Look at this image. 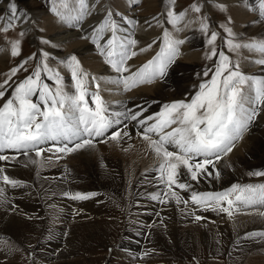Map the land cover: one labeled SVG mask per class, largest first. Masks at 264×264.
Masks as SVG:
<instances>
[{
	"label": "snow or ice",
	"instance_id": "6c2138e0",
	"mask_svg": "<svg viewBox=\"0 0 264 264\" xmlns=\"http://www.w3.org/2000/svg\"><path fill=\"white\" fill-rule=\"evenodd\" d=\"M191 7L200 13L199 5ZM248 8L257 12L258 18L252 23H264V0H249ZM93 10L102 15L82 38L90 40L106 64L118 74L114 83L123 84L124 90L128 91L137 84L151 83L167 76L179 55L180 45L185 43L183 39L174 38L167 28L162 32L159 52L139 69L130 72L126 62L136 55L132 49L138 41L126 34V30L122 32V26L134 23L131 18L114 11L110 5L106 6L104 0H52L50 8L61 21L72 27L81 26L86 16L94 15ZM161 15L163 20L158 19L157 23L175 27L185 18L186 13H176L169 8ZM26 20L27 14L19 12L16 3L9 0L6 14L0 15V21L4 22L0 32L6 36L16 26V22ZM221 27L227 34L224 41L227 47L233 51L244 48L260 53L262 58L254 62L264 67V40L235 43L237 34L225 25ZM208 28L209 25L202 21L200 30L207 32ZM19 35L23 36L24 33ZM217 37L218 33L211 31L207 41L213 45L207 58H219V63H215L213 68L203 71L205 78L211 73L210 79H204L189 100L165 104L159 113L153 115H145L147 108L143 105H136L135 110L128 108L123 112L111 111L100 95L97 78L89 77L83 71L74 54L60 61L70 70L73 81L71 89L74 91L68 89L58 71L48 66L46 61L50 54L47 51L40 52V62L34 70L23 79L14 80L19 72L28 73L26 65L30 60H36L37 56L33 54L25 58L19 65L12 67L0 82V162L15 160L16 155L4 154L13 152L29 157L33 164L42 167L50 163L52 157L37 160L32 159L31 154L42 158L46 152H52L57 154L56 159H60L63 154L93 147L96 138L107 137L119 141L130 135L126 121H132L140 128L138 135L149 141L150 148L161 161L156 169L159 173L156 180L164 186L165 191L149 194L151 200L162 204L175 202L185 207L191 203L193 211L190 214L197 221L204 217L195 215V210L219 211L231 216L234 207L264 204V183L232 184L216 192H197L193 187L194 183L198 184L201 180L213 176L219 178L220 171L216 169V163L223 154L232 151L234 142L264 113V77L257 78L243 73L238 63H233L224 50L215 46ZM43 42L49 43L47 40ZM10 54L12 57L20 55L19 39L12 42ZM48 73L51 75L47 78L54 81L55 90L42 79V74ZM89 83L94 90H89ZM37 93L39 98L34 102L33 97ZM89 97L94 106H89ZM153 136L157 138L153 139ZM49 141L53 145L45 149L43 146ZM167 146H174L176 150L170 151ZM249 175L264 177V171L250 172ZM4 186L16 189L23 185L8 176L5 168L0 167V201L6 202L7 188ZM177 189L189 191L190 196L187 199L181 197ZM61 195L72 200H86L97 193L63 192ZM162 196L167 199H162ZM9 206L13 209L17 207ZM253 236L264 237V232L245 234V238Z\"/></svg>",
	"mask_w": 264,
	"mask_h": 264
},
{
	"label": "bare ground",
	"instance_id": "6f19581e",
	"mask_svg": "<svg viewBox=\"0 0 264 264\" xmlns=\"http://www.w3.org/2000/svg\"><path fill=\"white\" fill-rule=\"evenodd\" d=\"M224 1H230L233 2V4L234 2H238L236 0ZM3 2L6 3L4 0ZM15 2H19L17 9L22 13H30L31 11L38 8V3L31 0H16ZM126 2L127 0H117L116 3L120 7H123ZM248 3L249 0H242L239 1L238 5H232L229 7L234 19L241 20V18L243 19L244 16H247L248 13L247 10H245V6ZM158 4H156V8H153V6L150 4L152 9L149 8L150 12L148 10L146 11L148 14H150V16L152 15V18L150 17L148 20H144V17L146 16H142L141 14L137 15V17L142 18L140 20L141 25H139L137 30V35L140 33L144 35L150 34V36L153 35V33H148L149 31H146L144 27H146L149 24V21L155 18L157 12H159L157 11L159 8L157 7L159 6ZM7 8L8 4L6 6V9ZM1 9L3 8L0 7V10ZM6 9L3 11L5 12ZM93 12L94 15L86 16L84 22L78 30L71 29V31H66V29L62 28L55 30L52 26L53 28H50L49 30H54L53 32L55 33H50V40L54 39L55 43L52 44L51 48L53 50L51 51L55 55H62V59L67 55L76 54L84 62L86 68L93 72L105 73L109 67L107 66L105 68L106 65L104 66L102 64L103 60L101 61L100 58L103 59V57L98 55V51L95 49L94 45L89 44L86 39L82 38V36L88 34L87 30L91 26H94L96 23H98L100 16L102 15V13H95V10H93ZM253 18L248 20L250 24L244 29L245 34L251 38H264V24L258 23L253 25L254 23L252 22L258 17L254 19ZM62 24L68 23L62 21L59 23V26ZM129 24L130 23H128V25ZM128 25L125 23L123 26L126 27ZM81 27L83 31L81 30ZM173 28L174 27L170 26L171 31ZM124 30L126 29H123V31ZM138 36H136L137 38L134 36V39L138 41L137 44L145 42L147 43L150 41L149 37L142 36V38ZM183 40H185L187 44L183 47L185 51L182 54V57L186 59L185 62L187 64L191 65L190 63L197 58V54L191 52L194 48H198L196 31L193 28L189 29L184 34ZM154 41L156 42V40ZM63 46H67L66 50L60 54L58 49ZM160 47L157 48L158 51L160 50ZM153 54L151 53L150 56ZM142 55L145 54L143 53ZM3 59L6 61L7 58L5 56L0 57V65L2 64V67L5 64L3 63ZM131 59L133 58L131 57L126 62V65L130 68V72L135 71L138 67H141L148 58L140 63H136L137 61L133 62V64ZM244 67L245 66L240 67L242 72L243 70H247ZM173 68L174 65L169 69L168 74L164 79H156L153 83L149 84L144 83L143 85L149 87H141L143 86L141 85L139 86L141 88L137 87L126 94L123 84H116V90L122 91V94H114V91V93L110 92L111 94L107 96V98L111 96L112 100L106 99V93L103 94V92H105L103 88V90L100 88V93L103 97H105L104 101L110 106L111 111L123 112L128 108L135 110L136 105H143L147 108L145 115L159 113L165 104L177 101L179 97L184 96L186 93H192V89L195 87L193 86L194 84L189 80V82L187 81L181 83L182 80H187L190 78H186L188 77V72L186 70L181 69L180 67H177L178 69L174 68V70ZM109 69L112 74L115 72L113 69ZM170 71H173L174 75L170 76ZM178 72H180L179 76H177ZM86 73H88L90 77H96L98 83L100 84L102 80H105L108 83L111 82L112 87L113 84L115 85L113 81L118 75L116 73L117 75L113 76L112 78L110 76L106 79H103L99 73ZM68 74L69 73H66L65 75ZM126 74L128 73H124L123 75ZM251 75L257 78H259V76H261L260 78L264 77V67L258 65L257 69L255 68ZM44 76L48 80L47 75ZM68 77L70 78V75ZM4 78L0 77V82ZM66 78L67 77H65V85L68 87V89H71L73 81H68ZM156 81L158 82L155 83ZM169 86L175 89L173 91H169ZM89 87H92L91 83H89ZM106 88H108V86H106ZM110 89L112 90V88ZM71 90L74 91V89ZM38 98L39 97L37 93L33 97L34 102L38 100ZM126 123L128 124L130 135L119 141L107 139L104 142H94L93 147L81 149L74 153L68 154V156L62 155L60 159H56L57 154L52 152H46L42 158H36L34 154H31V158L37 160H47L48 157H52L51 162L45 163L42 167L38 164H33L29 157L15 153H4L7 155H16L17 158L7 163L4 162V164L3 162H0V167L6 169V174L8 176L22 182L23 186L16 189L4 186L7 188L6 194L8 199L6 202L0 201V235L19 236V238L22 236L27 237L28 234H31L33 231L40 229L42 230V228L49 223L47 221L52 216L56 215L61 220L65 218L67 213H69V211H71L73 208H77L82 205L80 207H86L83 209V211H81V213L83 212L82 214L84 215H88L90 213L93 214V212L99 213V211L103 209H110V215H107L106 213H100V215H97L95 223H93V225L97 227L96 231L102 234L104 238L107 236V234L115 236L118 231L119 233L125 231L126 233H124V237L121 239L122 243L120 246L129 248V250H138L141 248L140 246L143 245L142 248L145 256H154V254H158L157 252L161 248L160 246H162V248L167 247L169 249H174L176 247L179 249L182 248L187 253L198 249H207L210 256H215L222 250H230L234 251L236 255H238L237 252H240L242 255L249 253V258L247 261L248 264H264L263 255H250V252L255 254L264 252V237L253 236L245 238L246 233L264 232V211H262V209L244 211L243 208L246 206H239L234 207L232 210L233 214L229 216L219 211L195 210V215L204 217V219L197 221L194 219V215L190 214L193 211V206L191 203H189L188 207H185L182 204L177 205L175 202L162 204L159 201L151 200L149 198V194L155 192L162 193L165 191L164 186L159 184L156 180V177L159 175L156 169L161 161L160 158L155 154L154 150L150 148L149 141L142 139L138 135L137 130L140 131L139 126L132 121H126ZM175 126L176 125H173V127ZM244 132V134L242 133L243 138L241 142L237 143L236 141L235 145L232 147V151L224 154L222 159L216 163V169L220 171L219 178L217 179L213 176L207 180H201L198 184L194 183V190L197 192H216L223 191L224 189L229 188L232 184L244 185L264 183V177L256 176L254 178V175H249L250 172L264 171V113H261L254 123L251 124ZM167 147L170 151L176 150L174 146ZM85 164L89 166H96L95 170L100 173L98 178L101 180L100 183L102 185L91 187L88 185V187L86 185V187L83 186L85 182L82 181L83 174L81 172L88 173V170L85 168ZM209 170L213 171L211 168ZM67 173V177L69 178L68 182L67 178H64ZM181 178L184 179L185 177ZM75 180L81 183L80 186L82 185V189L71 192L70 189L75 185ZM130 184H133L134 188L136 187L132 193L134 201L128 200L126 205L124 204L122 209H120L118 203H115L114 201L117 198L118 202L119 198H121L124 202L126 201V198L123 196L122 198L119 195L113 196L112 192L115 190L122 191L123 188L127 189L129 188ZM104 187L106 189H104ZM44 188L46 190H44L45 192H43ZM177 191L179 195L185 199L190 196L189 191L179 189H177ZM63 192H68L70 194H74L76 192L82 194L97 193V195L86 200H72L61 195ZM234 195L235 194H233L232 197L233 199ZM51 196L55 197L49 199ZM12 197L14 202L12 201ZM161 198L167 199L166 196H162ZM96 202H99V204L94 205ZM10 204L16 205L17 207L13 209L9 206ZM255 206L263 207L264 204H257ZM42 210L48 211H46V214H44L41 212ZM53 210L55 212H52ZM120 212L123 213L122 216L119 215ZM119 217H122V219ZM123 218L126 219H124V221H126V227L124 228V231L121 229V226L118 227L120 225L118 221H122ZM150 218L154 219L153 223H151L152 227L145 225V222H147ZM134 219L136 220L133 221ZM80 226V223H78L70 226L69 228L70 231L72 228L74 231H79ZM129 232H134L133 234L136 236H141V238L138 239V237L134 235L129 236ZM145 233H147L146 235L149 243L142 244L144 237L143 234L145 235ZM99 237H101V235ZM129 238L132 240L134 239V244L132 243L127 246L125 245V241H127ZM59 239H55V243L52 244L54 247L57 243H59ZM205 241L209 242L207 247L205 245ZM237 241L239 242L237 243ZM109 246L112 245H108V248L112 249ZM5 248H0V264H17L13 260V258L17 256V253H12ZM124 248H122V251L126 254L133 253L129 251L127 252V250H124ZM102 261H105V259L103 258ZM153 261H155V259ZM154 263L155 262H150L149 264Z\"/></svg>",
	"mask_w": 264,
	"mask_h": 264
},
{
	"label": "rangeland",
	"instance_id": "374dc122",
	"mask_svg": "<svg viewBox=\"0 0 264 264\" xmlns=\"http://www.w3.org/2000/svg\"><path fill=\"white\" fill-rule=\"evenodd\" d=\"M4 1H6V3L3 2V0H0V7L3 8L0 10V15L6 14V10H7L6 6H7V4H9V0H4ZM15 1L16 0H13L14 3H16ZM31 1L37 2L38 8L36 10L31 11L30 13L26 12L27 20L24 22H19V21L16 22V26L13 29H10L7 32L6 36L3 32H0V57L5 56L7 58L6 61H5V59H3L4 60L3 63H5L4 66L2 67V64L0 65L2 67V68L0 67V77L4 78V75L6 76V74L9 73V71L12 67L19 65L20 62L23 61L25 58L31 57L33 54H36V56H37L36 60H30L28 62V64L26 65V67L28 69V73L21 71L17 74L16 77H14V80L23 79L27 74H29L32 70H34L36 64L40 62V55H39L40 52L41 51H47L50 54L49 58H47V61H46L48 66L51 69H53L54 71H58L60 73V75L63 77L64 84H65V77H67L66 79H68V81L72 80L71 74H70L69 69H67L65 67V65L61 64V62H60L62 60L63 56L62 55H60V56L55 55L51 51V50H53L51 48L52 44L55 43V41H54V39L50 40V33L52 32L54 34L55 32H53L54 30L50 31L49 29L54 27L53 29H55V30H59L60 28H62V29H66V31H71V29L78 30L80 28V26L72 27L69 24H62L61 26H59V23L62 21L55 14H53L50 11V8L52 7V0H31ZM236 1H238V2H234V4H233V2H230V1L227 2L224 0L223 1H221V0H161V1L160 0H127V2L125 3V5L123 7H120L116 3L117 0H104V3L106 6L110 5L114 11H116L118 13H124L127 18H131V20L134 21V23H130L129 25H128V23H126L128 25L126 27L122 26V31H123V29H126V34L130 35L132 38H134V36L136 37L139 35L138 37H142L144 35L142 33L137 35L138 27H139V25H141L140 20L142 19V18L137 17V15L141 14L142 16L143 15L146 16V17H144V20L145 19L148 20V18H150V17L152 18V15L150 16V14H148V12H146V11L147 10L149 11V8H151V5L153 6V8H156V4L159 3L158 4L159 6H157V7H159L157 10L159 12H157V15H156L157 17L155 16L156 19L153 18L152 20L149 21V24L146 27H144L146 31H149L148 33H153V35L150 36V34H145L144 36L149 37L150 41H148L147 43L146 42L145 43H139V44L133 46L132 50L133 51L135 50L136 55L134 57H132L133 59H131L132 64H133V62H136V61H137L136 63H140V62L144 61L145 59L150 57L151 53L153 54L157 51V48L160 47V45L162 44L161 36H162V32L165 28H167L168 31L170 32V34L174 38H177V39H183L184 34L191 28H193L196 31L198 48H194L191 52L194 54H197V58L192 61L193 63L192 62L190 63L191 65H189L185 62L186 59L184 57H182V54L185 51L183 49V47L187 44V42L185 41L184 44L180 45L179 55L176 58V62L174 64V68L178 69L177 67H180L181 69H184L188 72V77H186V78L190 77L187 80H182L181 83L187 82L189 80V81H191V83L194 84L193 86H195L192 89V91H193L192 93H186V94H184V96L179 97V99H177V100H181V99L184 100V99H189L195 93V91L198 89V86L201 83V81H203L204 79H210L211 73H210L209 77L205 78V77H203V71L205 69L213 68L215 63H219L218 57H215L212 60L207 58L210 55V49L213 46V45H209L207 42L208 39H210L211 31H216L218 33L217 40L215 41V46L218 49L224 50L226 55H228L230 57V59L233 63L239 62L238 63L239 68L241 66L242 67L245 66L244 68H246L248 71L246 70L247 71L246 72L243 70V73H245L247 75H251V73L254 72L255 68L257 69L259 64L255 63L254 61L262 58L260 53L254 51V50L244 49V48L236 49L235 51H233L230 47H227L224 43V41L227 39V34L225 33V31L221 27V25H225L228 28H231L232 32L237 34V38L234 40L235 43L245 44V43H250L253 41L264 40V38H260V39L255 38V37L251 38V37L247 36L244 32V29L246 27H248L250 24V22H248V20H251L254 16H255L254 18L258 17V16H256L257 13L255 11L249 10L248 4L247 5L245 4L246 6L243 5V6H245V10H247V13H248L247 16H244V18L243 19L241 18V20L234 19V16L231 13L229 7L232 5L233 6L238 5L239 1H242V0H236ZM229 3H231V4H229ZM18 4H19V2L16 3L17 7H18ZM194 4L199 5L201 7L200 13H196L195 11L192 10L191 6ZM221 5H223L224 7L221 8L220 7ZM169 8L174 9V11L176 13H179L181 11H184L186 13L185 18L182 21H180L179 24L176 25V27L173 28L172 31H174V32H172L170 30L171 25L169 26L168 24L157 23L158 19L161 21L163 20V16L161 14L164 13ZM4 9H6L5 12L3 11ZM7 14L10 15V13H7ZM205 17L207 18L206 20H204ZM228 18H230V23H229ZM202 21L209 25L207 32H203L200 30ZM3 23H4L3 21H0V26H2ZM256 24H258V23H254L253 25H256ZM262 24H264V23H262ZM46 25H47V27H46ZM149 25H151V26H149ZM175 28L176 29L179 28L180 30L177 31ZM21 32L24 33L23 36L19 35V33H21ZM60 32H61V30H60ZM17 39L20 40V55H18L16 57H12L10 54L11 44L13 41H15ZM45 40H47L49 43H44L43 41H45ZM154 40H156L155 43H153ZM87 41L89 44H91V42L89 40H87ZM150 44H151V47H148V45H150ZM66 47L63 46V47H60V49H58L60 51V54H62L66 50ZM141 49H144V50L141 51ZM147 51H149V52H147ZM142 52L145 55H142L143 54ZM238 53H241V54H238ZM74 55H76V54H74ZM98 55L100 56L99 52H98ZM237 55H238V57H237ZM239 55H240V57H239ZM68 56L69 55L65 56L64 58H66ZM76 56L81 63L83 71L89 72L91 74H93V73L98 74L99 73V72H93L90 69L86 68V66H85L84 62L81 60V58L78 55H76ZM181 57H182V59H181ZM100 59H101V61L103 60L102 64L104 66L106 65L105 68L107 66L109 68H111L110 65L106 64L104 58L103 59L100 58ZM240 62H241V64H240ZM251 65H253V66H251ZM109 68L107 69V71L105 73L104 72L99 73L103 79H106L107 77H110V76L112 78L113 76L117 75L115 72L112 74V72L109 71L110 70ZM174 68H173V70H174ZM66 73H69V74L65 75ZM109 73H110V75H109ZM169 73H170V76L174 75L173 71H170ZM97 74H95V75H97ZM179 74H180V72H178L177 76H179ZM48 75H51V73H48L47 77H48ZM69 75H70V78L68 77ZM260 77L261 76H259V78ZM42 78L46 83H48L50 85V87L53 88V90L55 89L56 85H55L53 80L48 79L50 81L49 82L45 78L44 74H42ZM4 79H2V81ZM113 80H111V81H113ZM153 82H151V83H153ZM157 82L158 81H156L155 83H157ZM101 84L99 83L100 88H101V90L104 89L105 92H103V94L106 93L105 97L107 100H112L111 96L109 98H107V96H109L111 93L115 92L114 94H122V91L116 90L117 89L116 83H115V85L113 84V87H112L111 82L108 83L105 80H102ZM143 84L144 83L137 84L136 86L130 88V90L125 91V94L128 92H131L132 90L136 89L137 87H139ZM147 84H149V83H147ZM106 86H108V88H106ZM141 87H149V86L143 85ZM141 87H139V88H141ZM110 88H112V90ZM168 88H169L168 89L169 91H173L175 89L171 86H169ZM137 90H135V91H137ZM119 92H121V93H119ZM1 102L2 101H0V103ZM137 131L139 132V130H137ZM244 133L245 132H243V134ZM242 138H243V135L239 139L236 140L237 143L241 142ZM236 141L234 142V145H235ZM99 144H101V143H99ZM63 156H65V155H63ZM66 156H68V155H66ZM222 156H224V154ZM3 164H4V162H3ZM85 165H86L85 168H86V170H88L89 174L87 172H81L83 174L82 181L85 182L83 186L88 185L89 187H91V186L102 185L100 183L101 180H99V178H98L100 173L97 170H95L96 166H89L87 164H85ZM67 175H68V173L66 174V176H64V178L66 177L67 182H68L69 178L67 177ZM255 177L256 176H254V178ZM74 184L75 185L72 186L70 189L71 192L82 189V185L80 186L81 183H79L75 180ZM85 187H83V188H85ZM129 188H127L129 190H127L126 188H123L122 191L115 190L112 192L113 196L119 195L120 197L123 196L126 198V201H124V202L122 201L121 198H119L118 202H117V198L114 201L115 203H118V205L120 206V209H122V206L124 204L126 205V202L128 200L134 201V197H133L132 193L134 192V189L136 187L134 188L133 184H130ZM104 189H106V188L104 187ZM44 190H45V188L43 189V192L46 191V190L45 191ZM125 192L127 193V195ZM54 197L51 196L49 199H52ZM49 199H47V200H49ZM12 201L14 202L13 197H12ZM96 204H99V202L94 203V205H96ZM80 206H82V205H80ZM80 206L77 208H73V209L71 208L72 210L69 211V213H67V216L61 220L56 215L52 216L47 221L49 223L46 224L42 228V230L40 229V230L33 231L31 234H28L27 237L22 236L21 238H19V236L17 237V236H11V235H5V236L0 235V248L6 247L5 249H7L8 251H10L12 253H17V256L13 258V260L17 264H137V263L138 264H141V263L142 264H149L150 262H155L154 264H156V263L157 264H248L247 261L249 258V253H245L242 255L240 252H237L238 255H236V253L234 251H230V250H222L217 255H215V256L211 255L210 256L207 249L206 250L198 249V250L190 251L187 253L182 248L179 249L176 247L174 249H169L167 247L162 248V246H160L161 248L157 252L158 254H154V256H145V253H144L143 248H142L143 245H141L140 246L141 248H139L138 250H129V248H124V247L120 246V244L122 243L121 239L124 237V233H126L124 231V228L126 227V221H124L125 218H123V220H122L124 223L122 221H118L120 223V225L118 227L121 226V229L124 232L119 233V231H118L117 232L118 234L116 233L115 236H111L110 234H107V236L104 238L102 234H100V233H98V231H96L97 227H95L93 225V223H95L97 215H100V213L101 214L106 213L108 215L110 213V209H103V210H100L99 213L93 212V214L88 212L90 214L84 215V214H82L83 212L81 213V211H83V209H85L86 207H80ZM254 206H247V207L243 208V210L247 211V210H254V209H256V210L262 209V211H264L263 210L264 206L263 207L262 206H259V207L255 206L254 207ZM127 208H128V206H127ZM46 211H48V210H46ZM46 211L42 210L41 212L46 214ZM52 212H55V211L53 210ZM119 215L122 216L123 213L120 212ZM119 218L122 219V217H119ZM136 219H137V217H136ZM136 219H134L133 221H135ZM153 220H154L153 218L152 219L150 218L147 222H145V225L152 227L151 223H153ZM58 223L61 225H59ZM78 223H80V225H81L79 231H74L73 228L70 231L69 227L72 225L78 224ZM133 233L134 232H129L128 235L129 236L130 235L136 236ZM146 234L147 233H145V235L143 234L144 237L142 240L143 241L142 244L149 243L147 240ZM100 235H101V237H99ZM56 236H58V237H56ZM136 237H138V239L141 238V236H136ZM56 238L57 239L60 238V239H59V243H57L54 247L52 244L55 243ZM112 239H113V241H112ZM128 240L125 241V245L129 246L132 243L134 244V241H133L134 239L132 240L131 238H129ZM114 242H115V245H114ZM208 244H209V242L205 241L206 247ZM108 245H112L113 247L109 246L112 249L108 248ZM121 247L124 248V250H127V252L129 251V252H133V253L126 254L125 252L122 251ZM250 255H252V256L253 255L254 256H257V255L262 256L263 255L264 256V252L259 253V254H257V253L255 254V253L250 252ZM103 258L105 259V261H102ZM153 258L155 259V261H153L154 260ZM150 260H152V261H150Z\"/></svg>",
	"mask_w": 264,
	"mask_h": 264
}]
</instances>
